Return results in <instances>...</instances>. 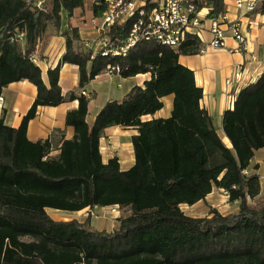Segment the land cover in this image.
<instances>
[{
    "label": "trees",
    "instance_id": "16d2710c",
    "mask_svg": "<svg viewBox=\"0 0 264 264\" xmlns=\"http://www.w3.org/2000/svg\"><path fill=\"white\" fill-rule=\"evenodd\" d=\"M95 16L104 0H92ZM84 0H0V97L9 84L27 81L37 96L17 129L0 117V264H264V193L259 204V177L245 174L254 152L264 150V75L239 92L232 110L222 116L226 145L200 107L202 89L181 55L199 52L200 40L188 35L177 48L140 41L125 56L75 53L76 30L64 33L63 63L76 65L84 89L108 65L121 77L151 74L121 102L107 103L92 126L86 123L88 100L59 87L60 64L44 83L32 61L48 26L58 32L61 12L68 15ZM208 19L225 13L223 0H202ZM254 13L264 16V0ZM132 23L107 31L113 48L124 47ZM21 35V36H20ZM173 96L171 116L142 121ZM78 101L67 113L72 140L62 142L57 158H48L50 143L31 142L27 126L38 107ZM137 128L132 137L134 165L121 171L117 158L102 161L99 141L105 129ZM239 202L236 214L192 218L180 209L203 201L212 190ZM118 206L129 215L115 231H96L89 220L56 222L46 210L78 213Z\"/></svg>",
    "mask_w": 264,
    "mask_h": 264
},
{
    "label": "crops",
    "instance_id": "0c3cea01",
    "mask_svg": "<svg viewBox=\"0 0 264 264\" xmlns=\"http://www.w3.org/2000/svg\"><path fill=\"white\" fill-rule=\"evenodd\" d=\"M235 1L223 0V4L229 20L240 23V31L246 39L245 47L239 48V44L228 31L223 49L209 48L211 37L207 31L209 22L206 20L203 23L205 31L200 40L199 52L196 55H181L178 58L181 66L193 72L195 84L203 92L200 107L207 112L213 128L226 145L228 141L222 130L224 112L233 109L236 97L241 90L256 83L264 75V16L254 12L246 14L244 10H238L235 7ZM251 1H255L256 4L259 2V0ZM92 4V0H84L83 7L74 10L71 15L62 11L59 31L57 32L53 26H48L44 38L39 42L32 56V61L40 69L45 84H47V72L60 64L59 87L64 98L67 99L71 93L78 96L82 90L88 94L85 98L88 100L86 123L89 126L93 125L97 114L107 103L121 102L133 88L143 87L144 83L151 79L150 73L123 78L108 77L102 72L84 89H79L78 67L62 62L67 52L64 33L70 30L78 32L80 39L73 42L72 48L75 53L95 50L99 33L91 25V20L95 17ZM236 74L239 75L238 79H235ZM229 79L232 83L227 85L226 82ZM36 96V87L27 81L15 82L3 88L0 117L4 124L17 129ZM162 103L161 110L154 115L144 116L141 120L144 122L169 118L173 108V96L164 97ZM77 107L76 100L66 101L57 107H38L36 117L27 126V139L34 143L48 140L50 143L48 158H57L62 142L72 140L74 137L73 128L66 125V116ZM137 133V128L134 127L114 126L105 129L99 141L102 161L107 163L110 159L117 158L120 170H129L135 162L131 140ZM246 174L258 175L260 196L254 200H260L264 193V150L254 152ZM220 194L224 195L223 190L214 188L203 201L193 206L181 205L180 209L186 216L192 218L210 217L212 211L220 215L238 212L239 202H230L226 196L225 198L233 207V210L227 212L228 208L220 205L224 202L219 199ZM97 210H108V208H94L89 212ZM49 211L65 213L47 209V214ZM125 211L129 213L127 209Z\"/></svg>",
    "mask_w": 264,
    "mask_h": 264
},
{
    "label": "built area",
    "instance_id": "2783aa9c",
    "mask_svg": "<svg viewBox=\"0 0 264 264\" xmlns=\"http://www.w3.org/2000/svg\"><path fill=\"white\" fill-rule=\"evenodd\" d=\"M202 0H104L105 10L91 20V25L98 31L99 37L91 60L96 54L102 57L125 56L128 50L140 41L152 42L161 46L177 49L188 35L202 39L205 31L203 23L209 22L210 34L209 48L223 49L230 31L233 39L244 48L246 39L240 31L238 21H230L227 14H221L215 19H208V9H199ZM256 2L251 0H236L235 7L244 10L246 14L252 13ZM131 22V30L124 47L113 48L107 38V31L115 25H124ZM21 36V35H20ZM108 77L121 76L118 65H108L104 71ZM239 75H235L238 79ZM227 85L232 80H227ZM80 95L88 97L82 90ZM0 97V106L2 105ZM246 174V172H245ZM225 196L228 193L223 191ZM110 212L120 211L118 206L109 207Z\"/></svg>",
    "mask_w": 264,
    "mask_h": 264
},
{
    "label": "rangeland",
    "instance_id": "374dc122",
    "mask_svg": "<svg viewBox=\"0 0 264 264\" xmlns=\"http://www.w3.org/2000/svg\"><path fill=\"white\" fill-rule=\"evenodd\" d=\"M220 196L222 198H220ZM219 199H222L224 202L220 203V205H223V207L226 206L228 208L227 212L233 210V207L231 206V203L225 198L223 194H220ZM251 206H257L259 204V200H250L249 201ZM227 212H222L223 214ZM197 213V215H200V213ZM237 213V212H236ZM232 213V214H236ZM227 214V215H232ZM48 215L51 219H53L56 222H68L71 220H76L78 222H84L86 220H89L91 228L96 231H106V232H112L118 229L119 227V219L126 217L129 215V213L125 210H120L117 213H112L110 210H97L94 212L83 211L80 213H57L53 211H49ZM223 215V216H227ZM206 218V217H205ZM93 223V224H92Z\"/></svg>",
    "mask_w": 264,
    "mask_h": 264
}]
</instances>
